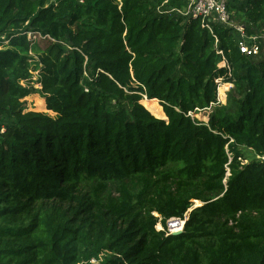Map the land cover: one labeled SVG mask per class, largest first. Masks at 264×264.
Returning a JSON list of instances; mask_svg holds the SVG:
<instances>
[{
    "label": "trees",
    "instance_id": "1",
    "mask_svg": "<svg viewBox=\"0 0 264 264\" xmlns=\"http://www.w3.org/2000/svg\"><path fill=\"white\" fill-rule=\"evenodd\" d=\"M189 1L0 0V264H264V58Z\"/></svg>",
    "mask_w": 264,
    "mask_h": 264
},
{
    "label": "built area",
    "instance_id": "2",
    "mask_svg": "<svg viewBox=\"0 0 264 264\" xmlns=\"http://www.w3.org/2000/svg\"><path fill=\"white\" fill-rule=\"evenodd\" d=\"M179 12L186 18H199L202 25L211 28L212 25H222L227 28H234L239 34L240 39L238 44L243 52L248 55H255L261 49L264 51V42L259 39L257 35H249L246 31V24L238 22L236 18V12L231 11L228 6V0H190L186 8L179 10ZM29 36L34 39L42 38L39 33L33 34L29 32ZM47 35L45 36V38ZM4 36L0 35V39H4ZM223 56V60L219 65L226 66L227 62L224 59V52L222 50L217 51ZM222 80H217L218 84L224 83ZM88 91L89 89L86 88ZM257 158L264 160V155L257 154ZM187 220V214L184 217H172L166 222V226L160 221L157 224L158 230H165L166 234H173L176 231L183 230ZM96 258L90 260L91 263H96Z\"/></svg>",
    "mask_w": 264,
    "mask_h": 264
},
{
    "label": "rangeland",
    "instance_id": "3",
    "mask_svg": "<svg viewBox=\"0 0 264 264\" xmlns=\"http://www.w3.org/2000/svg\"><path fill=\"white\" fill-rule=\"evenodd\" d=\"M234 11V10H232ZM235 12V11H234ZM236 18L237 20L238 18V14H236ZM241 19V20H240ZM238 20V22H243V19L240 18ZM252 29H255L253 31V33H255L257 36H259V39L264 42V26L263 25H258ZM257 55V56H256ZM255 57H252L253 59L259 60L261 58H264V51L261 49V51H259L257 54L254 55ZM33 79L35 81H37V75H38V71H33ZM24 83V81H23ZM25 84V83H24ZM33 87L36 88V91H34L33 93H31L30 95H28L27 97H25L23 100L25 101V110H34V111H41V112H47L52 116H55V113L53 111H49L47 110V105H46V100L45 98L42 96V93L39 91L41 88V84L36 82L33 84ZM233 83H229V82H224L219 84V90H218V103L216 105H213L211 108H208V112L210 110H214L217 107L220 106H224L228 104V99H229V95L230 93L233 91ZM213 108V109H212ZM198 113H202V111H197ZM207 112V113H208ZM197 113V115L195 114L194 116H198L200 117V115ZM204 113V112H203ZM195 206L198 205V202L195 201L194 203ZM158 215V214H157ZM108 256V254L104 253L103 255H101L100 258H96V263L100 262V260H102L103 258H106Z\"/></svg>",
    "mask_w": 264,
    "mask_h": 264
},
{
    "label": "water",
    "instance_id": "4",
    "mask_svg": "<svg viewBox=\"0 0 264 264\" xmlns=\"http://www.w3.org/2000/svg\"><path fill=\"white\" fill-rule=\"evenodd\" d=\"M183 230H179V231H176V232H174L173 234H179V233H181Z\"/></svg>",
    "mask_w": 264,
    "mask_h": 264
},
{
    "label": "clouds",
    "instance_id": "5",
    "mask_svg": "<svg viewBox=\"0 0 264 264\" xmlns=\"http://www.w3.org/2000/svg\"><path fill=\"white\" fill-rule=\"evenodd\" d=\"M185 227V226H184ZM184 230V229H183Z\"/></svg>",
    "mask_w": 264,
    "mask_h": 264
}]
</instances>
